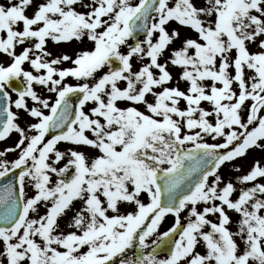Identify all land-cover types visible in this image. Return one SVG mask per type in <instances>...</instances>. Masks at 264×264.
<instances>
[{"label": "snow or ice", "instance_id": "1", "mask_svg": "<svg viewBox=\"0 0 264 264\" xmlns=\"http://www.w3.org/2000/svg\"><path fill=\"white\" fill-rule=\"evenodd\" d=\"M0 145V264H264V0H0Z\"/></svg>", "mask_w": 264, "mask_h": 264}, {"label": "rangeland", "instance_id": "2", "mask_svg": "<svg viewBox=\"0 0 264 264\" xmlns=\"http://www.w3.org/2000/svg\"><path fill=\"white\" fill-rule=\"evenodd\" d=\"M181 86H183V84H182ZM205 106H207V105H205ZM15 139H16V137H15V135H14L13 138H12L11 140H8V141H7V143H8L9 145H11V144L14 143ZM0 147H3V145H0ZM11 155H15V154H11ZM253 155L259 157V153H254ZM10 158H11V157H10ZM251 159H252V157L250 156V157L248 158L249 163L251 162ZM171 223H172V219H171V217H169L168 220H167V222L163 225L162 230H163V229H166L168 226H170Z\"/></svg>", "mask_w": 264, "mask_h": 264}]
</instances>
